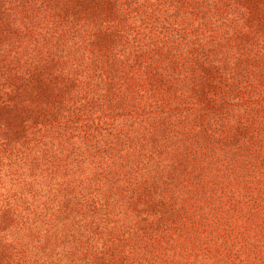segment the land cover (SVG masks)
<instances>
[{"label":"rangeland","instance_id":"374dc122","mask_svg":"<svg viewBox=\"0 0 264 264\" xmlns=\"http://www.w3.org/2000/svg\"><path fill=\"white\" fill-rule=\"evenodd\" d=\"M0 264H264V0H0Z\"/></svg>","mask_w":264,"mask_h":264}]
</instances>
